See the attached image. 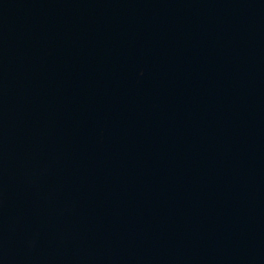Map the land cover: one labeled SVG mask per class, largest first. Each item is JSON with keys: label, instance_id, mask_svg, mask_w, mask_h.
Returning <instances> with one entry per match:
<instances>
[{"label": "water", "instance_id": "1", "mask_svg": "<svg viewBox=\"0 0 264 264\" xmlns=\"http://www.w3.org/2000/svg\"><path fill=\"white\" fill-rule=\"evenodd\" d=\"M0 264H264V0H0Z\"/></svg>", "mask_w": 264, "mask_h": 264}]
</instances>
